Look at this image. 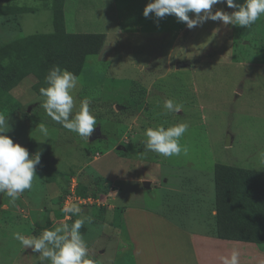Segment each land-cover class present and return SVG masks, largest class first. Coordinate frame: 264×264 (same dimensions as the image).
<instances>
[{
    "label": "rangeland",
    "instance_id": "1",
    "mask_svg": "<svg viewBox=\"0 0 264 264\" xmlns=\"http://www.w3.org/2000/svg\"><path fill=\"white\" fill-rule=\"evenodd\" d=\"M52 3L0 0V114L8 117L6 134L14 143L30 158L40 153L33 188L15 204L0 194V264H39L38 253L23 249L14 233L39 236L45 228L88 216L92 223L80 232L94 264H135L134 243L122 232L123 211L157 210L163 194L153 185L144 188V181L163 185L183 174L202 183L212 175V163L241 166L238 158L252 155L253 138L264 129V16L249 29L212 20L189 29L173 15L144 17L149 0H64L68 32L105 34L101 50L87 55L78 73L66 69L80 77L74 113L87 99L97 118L95 138L84 141L40 107L39 89L47 86L50 69H42L24 41L52 32ZM217 9L234 11L226 3L212 10ZM178 61L191 63L175 68ZM168 99L182 110L165 115ZM38 123L51 138H41ZM178 123L189 126L180 138L186 153L166 158L145 149L147 128ZM72 179L100 205L78 204L79 216L65 215L62 197ZM173 206L197 217L198 207ZM210 210L207 205L205 224L186 227L209 232L215 221Z\"/></svg>",
    "mask_w": 264,
    "mask_h": 264
},
{
    "label": "clouds",
    "instance_id": "2",
    "mask_svg": "<svg viewBox=\"0 0 264 264\" xmlns=\"http://www.w3.org/2000/svg\"><path fill=\"white\" fill-rule=\"evenodd\" d=\"M226 3L234 9L230 14L221 9L213 11V6ZM189 13L194 14L190 17ZM144 17L154 16L157 20L173 15L184 22L189 29L202 25L208 20L220 21L224 25H237L250 28L264 16V0H149L143 9ZM80 77L60 66H53L45 76L46 87L39 89L40 101L48 117L62 125L70 132L76 133L84 141H88L97 126V118L89 111V101L84 99L78 111L74 113V90ZM163 108L168 113H179L182 105L171 99L165 100ZM8 117L0 114V194H6L12 204L26 190L33 188L36 165L40 162V153L29 157L28 150L14 143L6 133L10 130ZM188 124L178 123L165 128L163 125L145 130L144 147L163 157H172L186 153L180 138L188 131ZM46 141L51 133L44 123L35 128ZM35 138V137H34ZM264 167V152L258 154ZM261 167V168H262ZM62 211L65 215L79 216L81 208L78 204H65ZM92 223V217L75 219L71 225L63 223L51 229L45 228L39 236H27L20 232L13 234L23 249L31 248L38 253L39 264H94L88 256V245L80 229L85 223ZM222 264H240V252L233 249L229 256L220 257Z\"/></svg>",
    "mask_w": 264,
    "mask_h": 264
},
{
    "label": "crops",
    "instance_id": "3",
    "mask_svg": "<svg viewBox=\"0 0 264 264\" xmlns=\"http://www.w3.org/2000/svg\"><path fill=\"white\" fill-rule=\"evenodd\" d=\"M261 133L253 138L252 155L238 158L241 166H232L264 172L258 155L264 152V129ZM227 144L233 145L232 142ZM213 178L212 172L211 176L204 175L202 183L197 178L194 181L183 174L171 176L163 185L155 184L152 180L150 187L153 185L163 191L159 209L125 207L123 223L128 237L134 243L135 264H222L220 257L229 256L233 249L240 252V264H264V243L218 238L213 233L214 224L209 232L186 227L196 221L205 224L203 215L207 205L210 206L211 217L215 216L216 211L210 203L214 200ZM176 202L198 207L196 214L200 221L190 213H179L173 206Z\"/></svg>",
    "mask_w": 264,
    "mask_h": 264
},
{
    "label": "trees",
    "instance_id": "4",
    "mask_svg": "<svg viewBox=\"0 0 264 264\" xmlns=\"http://www.w3.org/2000/svg\"><path fill=\"white\" fill-rule=\"evenodd\" d=\"M52 26V32L24 37V41L32 47V55L44 70L58 65L78 73L85 57L98 53L103 46V33H73L66 30L64 0H53ZM213 177L215 236L264 243V172L217 162L213 167ZM78 193L89 194L79 186ZM121 227L127 235L124 223H121Z\"/></svg>",
    "mask_w": 264,
    "mask_h": 264
},
{
    "label": "built area",
    "instance_id": "5",
    "mask_svg": "<svg viewBox=\"0 0 264 264\" xmlns=\"http://www.w3.org/2000/svg\"><path fill=\"white\" fill-rule=\"evenodd\" d=\"M71 182L68 185L66 192L62 197V209L64 205L67 204H80L82 206L85 205H100V201L98 198H95L91 194L81 195L78 193V182L76 179L70 180Z\"/></svg>",
    "mask_w": 264,
    "mask_h": 264
},
{
    "label": "water",
    "instance_id": "6",
    "mask_svg": "<svg viewBox=\"0 0 264 264\" xmlns=\"http://www.w3.org/2000/svg\"><path fill=\"white\" fill-rule=\"evenodd\" d=\"M190 63H191L190 61H178V62L175 63V68L188 67L190 65ZM96 133H97V131H94L89 139L95 138V136H96L95 134ZM143 187L144 188H149L150 187V182L149 181H144L143 182Z\"/></svg>",
    "mask_w": 264,
    "mask_h": 264
}]
</instances>
